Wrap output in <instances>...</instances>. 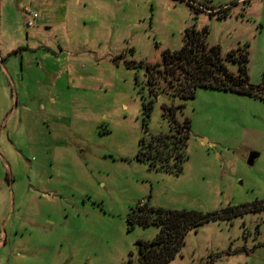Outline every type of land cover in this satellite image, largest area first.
<instances>
[{"label":"rangeland","instance_id":"obj_1","mask_svg":"<svg viewBox=\"0 0 264 264\" xmlns=\"http://www.w3.org/2000/svg\"><path fill=\"white\" fill-rule=\"evenodd\" d=\"M191 28L247 53L262 94L187 100L159 77L151 96L148 69ZM166 107L192 125L179 173L138 158L176 133ZM144 203L228 212L169 264H264V0H0V264H140L160 232L129 229Z\"/></svg>","mask_w":264,"mask_h":264},{"label":"trees","instance_id":"obj_2","mask_svg":"<svg viewBox=\"0 0 264 264\" xmlns=\"http://www.w3.org/2000/svg\"><path fill=\"white\" fill-rule=\"evenodd\" d=\"M207 35V28L203 32L196 28L186 29L182 48L177 51H165L163 66L148 69L151 96L157 98L156 85L159 77H164L169 89L187 100L194 99L200 88L254 97L262 94L260 88L249 81L248 54L238 55L234 51L224 57L219 46L209 45ZM230 61L238 66L237 73L228 69ZM154 101L145 107L148 113H151ZM165 116L170 122L171 131L176 133L160 135L148 146L143 142L141 145L147 150L140 151L138 158L141 161H150L151 167L156 168L159 165L163 169L176 170L179 173L186 160L185 150L192 125L188 118L180 123L176 119L173 108L166 107ZM171 161H174L173 165L170 164ZM6 179L11 182L9 176ZM261 207L264 208V205ZM254 208L256 207H246L243 211L247 212ZM241 211L238 208L232 213L239 214ZM226 213L228 212L204 214L195 210L155 207L148 203L137 205L129 214V229L133 230L136 226L146 228L152 225L160 229L154 240L138 242L140 264H169L185 245V238L190 230H197L210 221L224 220Z\"/></svg>","mask_w":264,"mask_h":264},{"label":"built area","instance_id":"obj_3","mask_svg":"<svg viewBox=\"0 0 264 264\" xmlns=\"http://www.w3.org/2000/svg\"><path fill=\"white\" fill-rule=\"evenodd\" d=\"M25 14L28 17V22H27V26L28 27H33L34 24L37 22L38 20V14L33 12L30 9H26L25 10Z\"/></svg>","mask_w":264,"mask_h":264},{"label":"water","instance_id":"obj_4","mask_svg":"<svg viewBox=\"0 0 264 264\" xmlns=\"http://www.w3.org/2000/svg\"><path fill=\"white\" fill-rule=\"evenodd\" d=\"M260 154L258 153H251L248 158V164L250 166H253L255 164V161L259 158Z\"/></svg>","mask_w":264,"mask_h":264}]
</instances>
